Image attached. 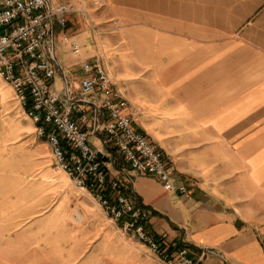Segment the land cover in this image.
I'll return each mask as SVG.
<instances>
[{
  "label": "crops",
  "instance_id": "1",
  "mask_svg": "<svg viewBox=\"0 0 264 264\" xmlns=\"http://www.w3.org/2000/svg\"><path fill=\"white\" fill-rule=\"evenodd\" d=\"M53 1L73 8L56 36L80 47L61 87L99 58L187 189L129 171L152 233L200 264H264V0ZM0 264H163L54 165L2 78Z\"/></svg>",
  "mask_w": 264,
  "mask_h": 264
},
{
  "label": "built area",
  "instance_id": "2",
  "mask_svg": "<svg viewBox=\"0 0 264 264\" xmlns=\"http://www.w3.org/2000/svg\"><path fill=\"white\" fill-rule=\"evenodd\" d=\"M72 9L53 0H0V78L12 85L36 135L49 143L54 165L89 192L124 234L137 238L163 264H200L201 256H191L187 245H168L148 227L150 211L134 193L130 170L156 177L165 190L187 195V189L175 185L176 167L163 149L134 126L129 102L101 60L82 61L75 88L64 74L63 87H56V74L62 72L56 31ZM63 40L79 52L75 40ZM89 134L98 137L96 145ZM112 166L117 176L110 175Z\"/></svg>",
  "mask_w": 264,
  "mask_h": 264
},
{
  "label": "rangeland",
  "instance_id": "3",
  "mask_svg": "<svg viewBox=\"0 0 264 264\" xmlns=\"http://www.w3.org/2000/svg\"><path fill=\"white\" fill-rule=\"evenodd\" d=\"M55 53L58 59L61 62L62 68L64 71H69L71 73H76L78 71V68H72L68 70L66 62L68 60L72 59V55L70 54V48L69 46L64 42L63 36L61 33H58L56 36V42H55ZM56 80V87L61 90L60 81L57 80V76L55 78Z\"/></svg>",
  "mask_w": 264,
  "mask_h": 264
}]
</instances>
